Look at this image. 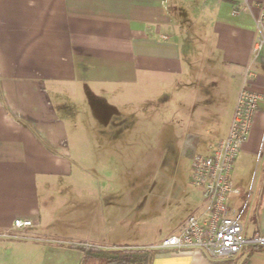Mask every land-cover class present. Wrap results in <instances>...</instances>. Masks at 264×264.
I'll return each mask as SVG.
<instances>
[{
  "label": "crops",
  "instance_id": "1",
  "mask_svg": "<svg viewBox=\"0 0 264 264\" xmlns=\"http://www.w3.org/2000/svg\"><path fill=\"white\" fill-rule=\"evenodd\" d=\"M262 2L0 0V264H81L77 245L264 264L262 246L227 258L155 247L205 207L190 159L226 136L247 68L259 101L228 206L246 235L264 234Z\"/></svg>",
  "mask_w": 264,
  "mask_h": 264
},
{
  "label": "built area",
  "instance_id": "2",
  "mask_svg": "<svg viewBox=\"0 0 264 264\" xmlns=\"http://www.w3.org/2000/svg\"><path fill=\"white\" fill-rule=\"evenodd\" d=\"M240 7L234 5L233 14ZM256 25H264V0L256 17ZM264 47V35L253 44V53ZM252 75L244 72V82L238 92L229 128L225 137L214 142L207 153H195L190 159V183L198 188L205 207L192 211L179 227L163 238L155 247L174 252L202 250L211 258H227L243 247H264V234L246 235L238 218L229 214L228 199L239 192L231 180V173L241 145L246 141L258 108L259 95L247 83ZM32 225L30 219L16 218L13 228L21 230Z\"/></svg>",
  "mask_w": 264,
  "mask_h": 264
},
{
  "label": "trees",
  "instance_id": "3",
  "mask_svg": "<svg viewBox=\"0 0 264 264\" xmlns=\"http://www.w3.org/2000/svg\"><path fill=\"white\" fill-rule=\"evenodd\" d=\"M83 251L81 264H150L154 248H115L104 250L95 245H77Z\"/></svg>",
  "mask_w": 264,
  "mask_h": 264
},
{
  "label": "rangeland",
  "instance_id": "4",
  "mask_svg": "<svg viewBox=\"0 0 264 264\" xmlns=\"http://www.w3.org/2000/svg\"><path fill=\"white\" fill-rule=\"evenodd\" d=\"M146 128L148 130V137L153 138L154 137V132H155V129H154V121L153 120H148L147 121ZM156 169H157V171H156L157 172V175H160V176H163V177L173 176V175L179 174V173L176 174V172L174 171V169L171 168L170 166H164L161 169H159V168H156ZM184 173L182 172V174H184ZM190 186L192 187L191 184H190Z\"/></svg>",
  "mask_w": 264,
  "mask_h": 264
}]
</instances>
